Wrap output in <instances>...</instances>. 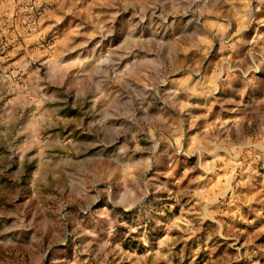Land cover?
Instances as JSON below:
<instances>
[{
    "label": "rangeland",
    "instance_id": "rangeland-1",
    "mask_svg": "<svg viewBox=\"0 0 264 264\" xmlns=\"http://www.w3.org/2000/svg\"><path fill=\"white\" fill-rule=\"evenodd\" d=\"M0 264H264V0H0Z\"/></svg>",
    "mask_w": 264,
    "mask_h": 264
},
{
    "label": "built area",
    "instance_id": "built-area-1",
    "mask_svg": "<svg viewBox=\"0 0 264 264\" xmlns=\"http://www.w3.org/2000/svg\"><path fill=\"white\" fill-rule=\"evenodd\" d=\"M28 4H29V9L33 12L34 5H33L32 1H30ZM33 18H34L33 16L30 17L31 20H32Z\"/></svg>",
    "mask_w": 264,
    "mask_h": 264
}]
</instances>
